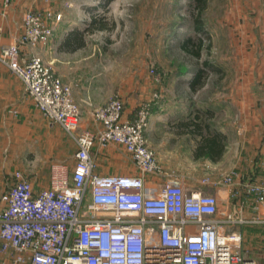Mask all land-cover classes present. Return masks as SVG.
<instances>
[{
  "label": "built area",
  "instance_id": "1",
  "mask_svg": "<svg viewBox=\"0 0 264 264\" xmlns=\"http://www.w3.org/2000/svg\"><path fill=\"white\" fill-rule=\"evenodd\" d=\"M1 3L4 10L11 6V0ZM21 27V36L0 49V64L22 82L42 116L72 139L76 152L71 173L65 164L52 165L46 188L36 190L26 174L15 172L0 197V264H256L240 253L243 235L234 228L264 226V179L247 182L235 170L220 181L203 179L202 186H223L229 200L245 198L226 213L218 195L187 193L178 181L147 189L145 175L162 171L146 138L149 104L129 121L116 96L92 111L99 129L82 130L71 87L40 55H23L24 46L47 45L52 27L34 11L24 14ZM98 145L123 147L140 175H100L93 155ZM246 204L251 218L241 215Z\"/></svg>",
  "mask_w": 264,
  "mask_h": 264
},
{
  "label": "rangeland",
  "instance_id": "2",
  "mask_svg": "<svg viewBox=\"0 0 264 264\" xmlns=\"http://www.w3.org/2000/svg\"><path fill=\"white\" fill-rule=\"evenodd\" d=\"M196 5V0H33L22 11L21 24L26 12L40 13L52 27L53 37L47 45L24 46L23 55H40L71 87L73 100L80 108L82 127L88 128L92 112H81L74 97L77 83L82 88L99 83L100 91L95 86L90 90L91 97L110 102L119 96L124 106L134 108L135 112H140L146 104L150 106V114L162 107L165 112H223L228 94L231 104L238 95L228 84L237 80L238 68L225 69L223 66L228 61L233 65L239 59V36L233 31L239 29L244 0H207L202 11L204 33H197L194 28L199 11ZM10 7L4 10L1 5L3 14ZM57 15H61V19H54ZM2 18L0 14V21ZM102 24L104 28L100 29ZM64 29L73 32L67 40L74 44L81 42L78 32L85 34V47L71 56L78 67L77 73L72 72L71 80L62 77V55L59 59L50 57L55 53L53 44L57 47L63 43L65 37L60 33ZM187 42L189 46L202 43L200 58L186 51ZM199 70L204 72L201 84L193 89L189 83ZM86 106L98 108L91 101L86 102ZM32 107L40 112L34 104ZM169 119L175 123L176 117ZM220 119L221 115H217L215 123ZM64 141L73 146L67 134ZM65 151L63 162L70 168L73 148L65 146ZM55 162L54 154L37 160L39 174L49 175ZM18 168L0 164V175L14 176ZM229 201L235 203L233 199ZM220 210L222 213L231 210L227 208L226 198H220ZM195 227L189 224L187 231L194 232ZM234 229L243 235L240 253L256 264H264V226L237 225Z\"/></svg>",
  "mask_w": 264,
  "mask_h": 264
},
{
  "label": "crops",
  "instance_id": "3",
  "mask_svg": "<svg viewBox=\"0 0 264 264\" xmlns=\"http://www.w3.org/2000/svg\"><path fill=\"white\" fill-rule=\"evenodd\" d=\"M31 1L11 0L9 11L3 14L0 0L3 17L0 21V47L12 44L21 35V14ZM242 10L239 29L233 31L239 36V59L233 65L228 61L223 66L239 70L237 80L228 83L230 88L237 90L238 95L234 97L236 108L228 94L223 112H165V107H162L150 114L146 138L162 171L161 174L145 175L147 189H161L168 181H178L187 193L201 190L226 198L227 208L235 212L244 201L243 196L239 200L233 199L235 203H232L223 186H202V180L220 181L233 170L245 181L264 179V0H244ZM70 31H61V37H65L63 43L57 47L53 44L55 53L50 55L53 59L62 55L64 80H71L72 72L77 73V61L71 56L85 47V34L78 32L81 42L76 45L67 40L73 33ZM54 38L57 39L56 34ZM95 86L100 91L99 83H92L88 88L75 84L74 97L81 112L94 110L86 106L88 101L98 108L109 102L90 96V90ZM32 105L22 82L0 65V164L19 166L18 171L26 174L34 188L39 190L49 186L50 173L40 175L37 160L54 154L55 164L64 165L65 146L69 145L73 148V165L68 167L71 173L76 146L74 142L72 146L71 142L64 141V130L48 122ZM217 115H221V119L216 124ZM137 116L134 108L124 106L125 120L134 121ZM170 116L176 117L175 123L169 119ZM89 121L88 128L80 125L82 130L97 131L99 124L97 127L92 118ZM196 122L202 123L199 129L194 125ZM93 155L100 175H140L121 146L102 148L98 145ZM14 182L13 175H0V197ZM237 192L239 196L242 194L241 189ZM252 213L250 204H246L241 215L251 218Z\"/></svg>",
  "mask_w": 264,
  "mask_h": 264
},
{
  "label": "trees",
  "instance_id": "4",
  "mask_svg": "<svg viewBox=\"0 0 264 264\" xmlns=\"http://www.w3.org/2000/svg\"><path fill=\"white\" fill-rule=\"evenodd\" d=\"M206 3L207 0H196V6L198 7V14L195 16L194 19V23H195V31L197 33H204L205 32V26H204V20L202 17V11L204 10V8L206 7ZM95 22V21H94ZM104 28V25L102 24L100 26V29ZM76 45H78L79 43H75ZM186 51L193 54L194 56L200 58L201 57V50H202V43L199 42L198 44H191L189 46V42H187V44L184 46ZM204 65L207 66L208 63L204 62ZM203 71L199 70V72L195 75V77L191 80V82L189 83L190 87L195 89L197 85H200V81L203 75ZM201 123V122H200ZM200 123H194L195 127L199 129V127H201ZM202 124V123H201Z\"/></svg>",
  "mask_w": 264,
  "mask_h": 264
},
{
  "label": "water",
  "instance_id": "5",
  "mask_svg": "<svg viewBox=\"0 0 264 264\" xmlns=\"http://www.w3.org/2000/svg\"><path fill=\"white\" fill-rule=\"evenodd\" d=\"M247 182H249V181H247Z\"/></svg>",
  "mask_w": 264,
  "mask_h": 264
}]
</instances>
